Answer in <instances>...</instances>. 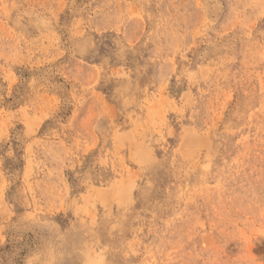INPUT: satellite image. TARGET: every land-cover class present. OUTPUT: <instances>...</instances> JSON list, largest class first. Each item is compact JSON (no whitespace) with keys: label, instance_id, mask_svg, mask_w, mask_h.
Returning a JSON list of instances; mask_svg holds the SVG:
<instances>
[{"label":"rangeland","instance_id":"374dc122","mask_svg":"<svg viewBox=\"0 0 264 264\" xmlns=\"http://www.w3.org/2000/svg\"><path fill=\"white\" fill-rule=\"evenodd\" d=\"M0 264H264V0H0Z\"/></svg>","mask_w":264,"mask_h":264}]
</instances>
